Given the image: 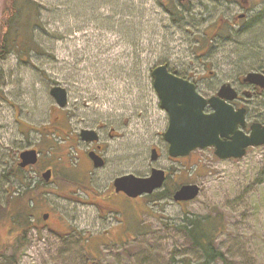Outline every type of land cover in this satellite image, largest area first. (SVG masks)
Instances as JSON below:
<instances>
[{
	"label": "rangeland",
	"instance_id": "rangeland-1",
	"mask_svg": "<svg viewBox=\"0 0 264 264\" xmlns=\"http://www.w3.org/2000/svg\"><path fill=\"white\" fill-rule=\"evenodd\" d=\"M33 1V39L41 52L27 58L11 53L0 61V208L9 190L23 191V180L44 182L46 168L53 177L48 193L34 204L35 227L27 232L12 213L0 210V264L196 261L179 226L185 216L212 212L224 220L217 248L237 264H264V145L235 160L217 159L210 147L171 159L162 136L167 115L150 76L151 69L167 64L180 75L205 77L197 86L209 95L221 85L212 80H233L260 68L264 0L236 25L218 29V21L243 12L232 0H188L178 6L179 22L163 8L177 0ZM54 85L67 91L64 108L49 94ZM248 107L252 119L264 120V98L250 97ZM57 118L68 124L65 132L49 129ZM98 125L105 164L88 176L82 152L89 145L70 137ZM30 148L38 152V163L14 176L9 170ZM153 148L158 157L151 161ZM151 168L166 172L161 188L133 201L111 198L116 176L145 177ZM80 179L90 191L72 187ZM180 184H196L197 197L175 202L159 195L172 194Z\"/></svg>",
	"mask_w": 264,
	"mask_h": 264
},
{
	"label": "water",
	"instance_id": "water-1",
	"mask_svg": "<svg viewBox=\"0 0 264 264\" xmlns=\"http://www.w3.org/2000/svg\"><path fill=\"white\" fill-rule=\"evenodd\" d=\"M180 3L187 0H177ZM152 87L159 100V108L167 114V126L163 132V139L167 143V154L171 158L185 157L196 149L214 148V154L219 159L241 158L249 146L264 145V126L253 124L248 136H241L238 125L244 123V110L234 112L232 108L220 98L231 100L235 97L234 89L230 84H222L217 95L208 99L201 96L195 85L187 79L171 73L166 64L157 65L150 71ZM259 75L249 72L246 81L257 82ZM264 86V84H255ZM230 93V95H228ZM57 108L67 105V91L65 88L54 85L49 89ZM209 105L214 111L208 113L205 107ZM80 138L85 142L98 141L94 130L82 129ZM228 138L229 140H223ZM94 168L102 166V159L94 152L89 153ZM158 157L156 149H151L150 160ZM19 166L25 168L35 165L38 153L35 149L22 150L19 155ZM51 170L42 173V178L49 181ZM165 173L162 169L151 168L146 177L124 174L113 180L116 192L122 191L131 198L148 195L162 187ZM199 193L196 184H183L178 187L172 199L175 202L193 200ZM48 214L43 215L46 220Z\"/></svg>",
	"mask_w": 264,
	"mask_h": 264
},
{
	"label": "trees",
	"instance_id": "trees-1",
	"mask_svg": "<svg viewBox=\"0 0 264 264\" xmlns=\"http://www.w3.org/2000/svg\"><path fill=\"white\" fill-rule=\"evenodd\" d=\"M176 3L170 1L167 6L163 5V8L173 21L179 22L183 19V14L178 10V6L185 7L188 2L177 1ZM37 10V3L33 0H4L0 13V61L5 60L11 53H19L20 56L27 58L32 52H41L39 45L33 39V30L36 25L34 17ZM186 10L189 9L186 8ZM23 171L18 161H15L9 170L14 176H19ZM5 176L7 177V174ZM10 184L11 188L13 184ZM22 184L24 185L22 192L14 193L15 190L12 189L8 191L7 203L0 210H3L4 215L8 212L12 213V219L21 226L22 231L27 232L35 227L32 222L30 223L33 207L42 195L48 193L45 191L48 183L23 180ZM71 185L90 191L80 182L71 183ZM176 186L173 188H177ZM159 195L164 198L172 197V194L165 192ZM223 228L224 220L221 212L185 216L179 229L188 247L196 254L197 260L182 257L178 262L172 259L171 264H237L217 248V238L223 232Z\"/></svg>",
	"mask_w": 264,
	"mask_h": 264
},
{
	"label": "flooded vegetation",
	"instance_id": "flooded-vegetation-1",
	"mask_svg": "<svg viewBox=\"0 0 264 264\" xmlns=\"http://www.w3.org/2000/svg\"><path fill=\"white\" fill-rule=\"evenodd\" d=\"M233 3H236L237 6L243 10V12L239 13L237 16L234 17L233 20H220L218 21V23H216V29L218 28H221V27H224V26H228V25H236L237 24V20L238 19H245L248 15L249 12H251V10H253L258 4H261V2H259L258 0H232ZM174 73L177 74L176 71H173ZM248 72H255L259 75H262V77L260 76L257 77V82H250V81H246L245 80V76ZM246 72L245 74L243 75H237L235 79H226L225 77L220 79V80H212L211 82H209V84H230L231 87L234 89V92H235V97L231 100H228L227 98H220L221 101H224V103H226L227 105H229L232 110L236 113L238 112L239 110L243 109L244 110V123L243 125L239 124L238 125V130L240 131V134L242 137L243 136H248L250 135L251 133V127L253 124H259L260 126H264V120H261V119H258V118H251L249 113H250V109L248 107V99L252 96H257V97H260V98H264V86H259V85H255V84H264V63L262 64V66L258 69H254V70H251V71H248ZM209 75H211V77L214 76V72L213 71H208ZM178 76L180 77H183V78H186L188 80H190L196 87V90L198 91V93L200 95H202L203 97H205L206 99L210 98V97H214L215 95H217V92L220 88L221 85H219L217 88H215V90H213L212 92H210L209 95H204L201 90H199V87L197 86V84H202L206 78L205 77H202V76H194V75H189V76H183V75H180V74H177ZM233 84H239L240 86H236V85H233ZM245 88H247L248 90H246ZM228 95H230V93H228ZM205 111L208 112V113H211L214 111V108L210 107L209 105H207L205 107ZM58 123H60L58 125ZM68 127V124L65 123V119H62L61 118V121L59 122L58 121V118H57V121L53 124H51V127L49 129L52 128V131L51 132H58V131H61V132H65L66 128ZM103 126L102 125H98L96 129H92V128H84V129H89V130H94L96 131V134L98 136V141H95V142H85L83 141L80 136H79V133L78 134H74L73 136H71V140L72 141H83V143L85 142V144H88V148L86 150H84L82 153L84 155V159L88 165V168L84 171L87 173V175L89 176L91 173H92V170L96 169L93 167V163L90 159V156H89V153L91 152H94L97 156H99L101 159H102V166H104L105 164V159L103 157V152L105 150V145L100 142V132L102 130ZM46 129V128H45ZM81 130V129H80ZM79 130V131H80ZM110 136H112L110 134ZM163 136V135H162ZM223 140H229L228 138H224ZM253 147V146H251ZM251 147H248L246 149V153L248 151L249 148ZM212 151H213V155L219 159L215 154H214V148L211 147ZM219 160H223V159H219ZM228 160H235L234 158H230ZM99 167V168H101ZM52 171V176H53V170L51 169ZM121 175H124V174H121ZM119 175V176H121ZM166 175V173H165ZM51 176V178H52ZM118 177V176H116ZM115 177V178H116ZM114 178V179H115ZM113 179V180H114ZM113 180H112V183L111 185L109 186V193L112 195L111 198H114L113 196L114 195H118V196H123V198H128L130 201H133L134 198H131L129 196H127L124 192L122 191H118L116 192L115 189H114V186H113ZM80 184L87 187V185H85V183L80 179ZM165 184V182H164ZM163 184V185H164ZM88 188V187H87ZM90 189V188H89ZM107 192V193H108ZM115 199V198H114ZM118 201V198L116 199ZM116 200H114L116 202ZM115 206H118V205H115ZM117 208V207H116ZM115 208V209H116Z\"/></svg>",
	"mask_w": 264,
	"mask_h": 264
}]
</instances>
